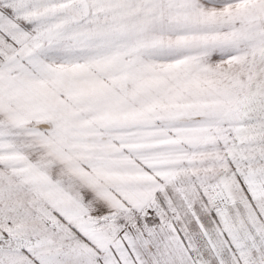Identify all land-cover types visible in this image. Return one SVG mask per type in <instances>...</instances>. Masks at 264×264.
<instances>
[{
    "label": "snow or ice",
    "instance_id": "1",
    "mask_svg": "<svg viewBox=\"0 0 264 264\" xmlns=\"http://www.w3.org/2000/svg\"><path fill=\"white\" fill-rule=\"evenodd\" d=\"M0 264H264V0H0Z\"/></svg>",
    "mask_w": 264,
    "mask_h": 264
}]
</instances>
